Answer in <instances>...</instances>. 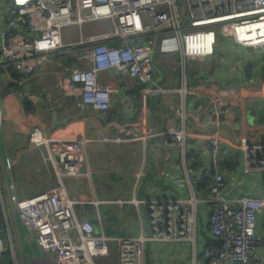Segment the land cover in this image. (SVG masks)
<instances>
[{
  "label": "built area",
  "instance_id": "built-area-1",
  "mask_svg": "<svg viewBox=\"0 0 264 264\" xmlns=\"http://www.w3.org/2000/svg\"><path fill=\"white\" fill-rule=\"evenodd\" d=\"M95 21H107L109 28L85 33L84 25ZM73 28L76 38L66 42L64 34ZM220 37L261 50L263 84L247 94L264 97V0H10L6 13L0 15V73L23 87L26 78L18 79L14 73L31 76L54 54L79 49L89 65L74 67L69 77L59 79L58 87L64 96L77 97L81 109L92 107L105 114L111 107L112 94L125 92V74L146 85L142 97L147 104L151 95L167 96L176 91L161 84L165 65L173 63L185 70L188 60L213 57ZM111 69L116 70L120 83H100L99 73ZM178 91L187 94L188 85L185 83ZM20 96L22 100L39 98L28 90ZM196 106L198 112L210 110L217 116L232 109L221 98L200 100ZM2 119L0 99V122ZM150 136H160L168 146L186 149L184 127L163 128L152 131ZM29 140L44 148L43 161L54 168L60 182L26 198L16 195L14 185H6L12 208L26 231L36 236L44 257L52 264H96L97 258L109 254L112 241L118 249V264H146L150 244L166 246L175 242H187L193 247V259L188 264H264V141L249 142L243 126L238 143L244 153V174L262 178V196L230 198L227 167L222 165L227 149L215 133L207 137L206 144L220 168L210 180L208 196L193 193L187 198L136 199V204L145 206V224L138 235L119 238L107 236L88 218L79 217L75 206L84 201L70 196L62 182L64 176L91 177L87 150L94 139H56L34 125ZM11 167L12 160L8 158L5 168ZM207 172L203 160L198 169L187 171L191 190L201 173ZM184 181L180 177L174 180L176 184ZM2 189L0 181L3 201ZM201 205L209 211L204 229L218 243L207 244L199 255L195 245ZM4 251L16 257L8 225L0 227V257Z\"/></svg>",
  "mask_w": 264,
  "mask_h": 264
},
{
  "label": "crops",
  "instance_id": "crops-1",
  "mask_svg": "<svg viewBox=\"0 0 264 264\" xmlns=\"http://www.w3.org/2000/svg\"><path fill=\"white\" fill-rule=\"evenodd\" d=\"M9 1L6 0L0 11L1 17L6 13ZM104 27L107 30L109 23ZM91 28L87 26L86 32ZM75 38L74 28L67 29L64 40L69 42ZM80 52L75 49L72 53L54 54L18 90L9 87L10 81L0 73L3 111L0 181L3 184L5 225H8L16 250V257L8 256V264H20V259L22 264H52L44 257L36 236L26 231L17 211L12 208L6 185V182L14 185L16 195L26 198L60 182L54 168L43 161L44 148L32 145L29 140L34 125L41 126L56 139H94L87 150L91 177L64 176L62 182L70 196L84 201L75 206L78 216L88 218L99 231L104 230L111 238L140 233L145 224L146 209L143 204H136V199L187 198L193 193L208 196V190H197L195 185L191 190L186 178L187 171L198 169L202 160L207 164V171L213 170V175L218 172L220 167L213 162L206 144L207 137L215 133L220 135L221 145L227 149L226 161L222 165L227 167L225 179L230 198L263 195L262 178L253 179L244 174V153L238 143L242 126L249 142L264 141V97L247 94L250 90L260 89L263 84L261 50L241 46L230 37L224 38L223 43L218 42L213 57L203 61L188 60L185 70L179 66L171 67L161 84L176 91L173 95L168 94L169 97L151 95L147 104L142 97L146 85L125 74L122 83L126 90L112 94L111 107L105 114L92 107L81 109L77 97L64 96L58 87L59 79L69 77L74 67L89 65L81 58ZM116 75L115 69L104 70L98 79L103 84L113 82L118 85ZM185 83L189 92L182 94L178 90ZM23 90L39 97L30 100L35 106L32 111L25 110L20 96ZM212 98L224 99L232 109L222 116L210 110L203 113L196 110L197 102ZM172 126L184 127L187 131L185 151L168 146L160 136H150L152 131ZM8 158L12 160V167L6 170ZM179 177L185 181L176 184L174 180ZM95 200L99 203L95 204ZM208 214L207 206L201 205L198 224L202 231L200 233L198 229L195 245L199 255L200 250L212 241L204 229L208 226ZM111 244H115L112 254L118 264L116 243L112 241L110 247ZM193 253V247L187 242L166 246L150 244L146 250V264H188ZM106 257L97 258L96 264L104 263Z\"/></svg>",
  "mask_w": 264,
  "mask_h": 264
},
{
  "label": "trees",
  "instance_id": "trees-1",
  "mask_svg": "<svg viewBox=\"0 0 264 264\" xmlns=\"http://www.w3.org/2000/svg\"><path fill=\"white\" fill-rule=\"evenodd\" d=\"M13 76L18 78V79L26 78V80H28V78L30 77V76L23 77L22 75L16 74V73H14ZM9 87L16 88L17 90L22 88V87L18 86L17 84H15V83H13L11 81L9 82ZM23 104H24L25 110L27 112L32 111V110L35 109L34 104L30 100H24ZM211 176H213V170L208 171L206 174L205 173L201 174L200 177H199V181L195 184V188L197 190H201V191H206L207 192L208 185H209L210 180H211ZM0 227H2V228L5 227L4 205H3V201H2V196H0ZM211 240H212L211 243L212 242L218 243L216 241V239H214V238H211Z\"/></svg>",
  "mask_w": 264,
  "mask_h": 264
},
{
  "label": "rangeland",
  "instance_id": "rangeland-1",
  "mask_svg": "<svg viewBox=\"0 0 264 264\" xmlns=\"http://www.w3.org/2000/svg\"><path fill=\"white\" fill-rule=\"evenodd\" d=\"M7 2H8V0H7ZM5 3H6V0H0V11L3 9V6L5 5ZM105 24H107V21H95L93 23H88V24L84 25V31H85V33H93V32L103 31L105 29V27H104ZM87 26L92 27L91 28V31H89V32L87 31L86 32V29L85 28ZM77 33H79L78 30H77ZM223 40H224L223 37H220L219 38V42H222L223 43ZM173 66H176V65L173 64V63H169L168 65H166L165 66L166 72H168L170 70V68L173 67ZM171 95H173V94H171ZM171 95H169V96H171ZM169 96H167V97H169ZM75 198H77V197H75ZM201 231H202V226L200 225L199 226V232L201 233ZM22 234H23V239H24L25 232L23 231ZM16 242H17V239H16ZM114 246H115V244H111L110 252H109V254L106 257L105 262L102 263V264H115V261L113 259V254H112L113 251H114V249H115ZM153 246H155V245H153ZM24 247H25L26 251L29 250V247L26 244L24 245ZM37 251H38V255H40L39 254L40 251L38 249H37ZM20 264H22V260L21 259H20ZM98 264H101V262H98Z\"/></svg>",
  "mask_w": 264,
  "mask_h": 264
},
{
  "label": "water",
  "instance_id": "water-1",
  "mask_svg": "<svg viewBox=\"0 0 264 264\" xmlns=\"http://www.w3.org/2000/svg\"><path fill=\"white\" fill-rule=\"evenodd\" d=\"M0 262L1 264H8V253L7 251H4L1 255V258H0Z\"/></svg>",
  "mask_w": 264,
  "mask_h": 264
}]
</instances>
